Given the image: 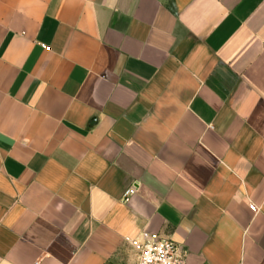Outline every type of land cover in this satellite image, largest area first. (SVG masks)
Masks as SVG:
<instances>
[{"label": "crops", "instance_id": "obj_1", "mask_svg": "<svg viewBox=\"0 0 264 264\" xmlns=\"http://www.w3.org/2000/svg\"><path fill=\"white\" fill-rule=\"evenodd\" d=\"M144 233L264 264V0H0V264Z\"/></svg>", "mask_w": 264, "mask_h": 264}, {"label": "built area", "instance_id": "obj_2", "mask_svg": "<svg viewBox=\"0 0 264 264\" xmlns=\"http://www.w3.org/2000/svg\"><path fill=\"white\" fill-rule=\"evenodd\" d=\"M131 193L132 191L124 193V203L129 201ZM249 209L252 212L256 211L252 205ZM135 247L138 251L137 264H186L185 255L181 249L172 241L160 238L156 234H142V240L135 243Z\"/></svg>", "mask_w": 264, "mask_h": 264}]
</instances>
